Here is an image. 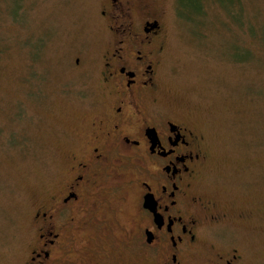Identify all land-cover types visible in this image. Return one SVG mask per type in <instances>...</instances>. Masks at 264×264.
<instances>
[{"label":"rangeland","instance_id":"rangeland-1","mask_svg":"<svg viewBox=\"0 0 264 264\" xmlns=\"http://www.w3.org/2000/svg\"><path fill=\"white\" fill-rule=\"evenodd\" d=\"M148 4L163 25L157 106L203 130L199 187L226 215L225 248L264 264V0ZM101 5L0 0V264L30 258L36 211L49 209L70 137L104 95Z\"/></svg>","mask_w":264,"mask_h":264},{"label":"flooded vegetation","instance_id":"flooded-vegetation-1","mask_svg":"<svg viewBox=\"0 0 264 264\" xmlns=\"http://www.w3.org/2000/svg\"><path fill=\"white\" fill-rule=\"evenodd\" d=\"M98 13L104 95L70 137L75 146L63 152L49 209L36 211L37 244L24 264H122L123 254V264H243L221 239L226 215L199 187L203 130L157 106V13L148 0H102Z\"/></svg>","mask_w":264,"mask_h":264}]
</instances>
